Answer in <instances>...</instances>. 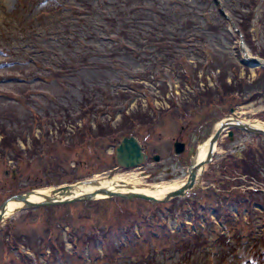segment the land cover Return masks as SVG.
Listing matches in <instances>:
<instances>
[{
    "label": "rangeland",
    "instance_id": "obj_1",
    "mask_svg": "<svg viewBox=\"0 0 264 264\" xmlns=\"http://www.w3.org/2000/svg\"><path fill=\"white\" fill-rule=\"evenodd\" d=\"M215 1L0 0V123L18 136L17 148L25 151L8 159L0 152V204L31 188L48 189L114 171L137 173L144 186L185 180L197 135L206 141L222 117L217 112L212 118L215 109L209 105L188 112L183 104H193L199 91L209 88L217 95L215 77L220 76L229 83L247 80L242 94L247 98L254 88L264 91L259 70L240 63L242 34L222 27ZM219 1L236 25L250 11L247 0ZM176 7L194 16L197 34L182 31L174 14L169 15ZM252 14L245 33L251 42H244L255 55L264 50V2ZM116 17L120 21L114 25ZM210 22L220 27L212 29ZM122 29L127 33L119 37ZM152 36L167 40L175 59L157 57L147 43ZM188 68L193 81L184 76ZM94 92L102 111L91 114L93 133L99 130V118L118 127L123 115L150 117L151 122L132 131L148 153L142 166L118 167V142L108 137L76 142L81 132L92 135L80 113L86 96ZM121 93L127 99L121 100ZM257 93L238 106L236 115L264 123V92ZM37 117L48 121L44 127L32 122ZM46 132L50 143L36 150L32 134L43 138ZM176 139L187 144L185 152L175 153ZM233 139L225 136L219 144L216 164L231 159L233 152L255 154L251 174L242 175L247 197L244 201L241 195L240 207L207 188L216 186V165L212 173L207 167L201 187L191 196L166 203L115 197L28 208L0 227V264H133L143 255L149 256L144 264H213L216 248L223 247L216 241L230 229L247 239L261 237L264 248V208L247 202L251 196L264 201V139H255V145L252 135L241 131H234ZM236 221L246 224L245 229L234 226ZM194 233H201L208 245L196 250L198 261L186 263L183 250L193 248L183 242ZM253 259L243 255L239 263L235 257L229 262L252 264Z\"/></svg>",
    "mask_w": 264,
    "mask_h": 264
},
{
    "label": "trees",
    "instance_id": "obj_2",
    "mask_svg": "<svg viewBox=\"0 0 264 264\" xmlns=\"http://www.w3.org/2000/svg\"><path fill=\"white\" fill-rule=\"evenodd\" d=\"M247 7L250 9V11H248L247 13L242 14V18L239 24L240 29L243 31L244 35H246V39L248 42H251V40H249V36L245 33H247V26L250 23V20L252 19V12L255 10V8H257L263 0H247ZM176 4V2H175ZM177 11L175 10V12H172L171 16H173L172 14H174L175 17V21L178 22L179 26L181 27L182 31H184L185 33H187L188 35H194L197 34V30H195V28H197V24L196 21L194 19V16L192 14H186L182 8L180 11L179 7H176ZM264 16V14H263ZM124 15H121L120 20L123 21L124 20ZM117 17L112 19L113 24L117 25ZM212 29H218L219 25L211 22L208 24ZM126 29V28H124ZM126 31H124L123 29L118 33L119 37H122L124 35H126ZM147 43H149V45L151 47L154 48L153 52L155 54H157V57H163V61H170L175 59V55L173 52V49L171 48V44H169L167 42V40H165L164 38H156V36H152L151 38H148ZM143 45V44H142ZM122 48V47H120ZM260 55L264 57V50L260 52ZM213 68L215 69V67L213 66ZM238 67H235V69H237ZM238 71L236 72V76H238ZM260 77H264V69H262V73L260 75ZM260 78V79H261ZM190 81L194 80V77H190L189 78ZM218 85H219V89L217 90L218 94L216 95L214 93L213 90L208 89L207 91H199V94L197 97H195V101L193 104L191 105H186L184 104L183 108L187 111L190 107H196V105L198 104V102L201 105H205L206 102H215L218 104H224L226 103L230 97L229 95L234 94L235 92H239L241 94L240 96V101H250L252 100L254 97H257L255 95H257V92H264L261 89H255L254 87L256 86H251L252 90V94L253 96L251 97H246L245 95H242L245 93L246 91V85H248L249 83L247 82V80L245 79H240L234 82L229 83L227 81V77L224 76L221 78L218 77L217 79ZM258 82V81H257ZM256 83V81L254 82ZM96 93H92L90 96L87 95L86 96V102L84 104H81V117H90L91 114L93 112H95L96 110L100 111V105L98 101V98L95 97ZM126 95L122 94L120 96L121 100H125L126 99ZM150 117H148L146 114H133V115H126L125 117H123L121 123L119 124L118 127H114L111 123H108V125H105L103 122L98 121L97 123V127L99 130H97V132L94 131L93 133V129L92 126L90 124V121L86 122V126L85 129H87L88 131H90V134H92V137H109L110 139L114 140V141H119V139L117 138L118 135L120 133H128L132 130H134V127L138 124H145L150 122ZM41 120L40 117L35 118V120H32V122H37L39 125H41L42 127L45 126V124L48 122L46 121V123L43 122H39ZM92 132V133H91ZM0 152H1V156L3 158H7L8 155H12L15 158H18L19 156H21L23 153H25V151H23L20 148H17V142H18V136L16 134L11 133L7 127L5 125H2L0 123ZM89 135L88 134H84L83 132L80 133V139H77L76 142H82L85 138H87ZM115 136V137H114ZM34 141V147L37 150L39 147H41V149H43V145L44 144H48L50 143V137L48 132H46L43 135V138H36L33 137ZM41 151V150H40ZM255 158V154L252 155V150H248L247 152H245L242 156L241 159V166L240 169L242 170V174H247L250 173L251 174V170L254 169V166L252 165V162ZM14 159V158H13ZM16 171V170H15ZM14 172V171H13ZM221 183V187L227 189L228 185L227 182H221V180H218ZM242 181V180H241ZM240 181V182H241ZM240 191V192H239ZM239 191H232V194L230 195V198L233 200H236L238 202H240V197L242 195L243 200L246 201V195H244V193L242 192V190ZM242 193V194H241ZM249 194L252 195V193H254L253 191L249 190L248 192ZM255 201L261 204H264V201L262 199L259 198H254L251 196V198H248V203H251V201ZM237 224L234 223V226H236ZM245 229V224H243V228L242 230ZM235 230L231 231L234 232ZM230 234V233H229ZM232 236V237H231ZM247 236L243 235V236H239V235H226L223 234L221 235V238L217 239L216 243H222L223 247L220 248H216V253L217 256L214 258V263L213 264H231L229 261L233 260L235 257V260L238 261L239 263V257L245 255L247 256H252L253 262L255 263L258 262V264H264V259H262V256H264L262 254V251H264V248L261 247L260 245V238H246ZM263 237V236H262ZM264 243V241L262 242ZM260 244V245H259ZM201 245H208L207 240L202 237L201 234H193L192 236H190L188 239H185L183 242V246L186 248H193L191 252H187L186 250H183L185 253V258H183V261L186 263L191 262L190 259H194L195 261H198L199 257L198 256H194V254L196 253V250L198 249L199 246ZM220 252V255H219ZM224 253V254H223ZM238 253V254H237ZM188 254V256H187ZM193 256L195 258H193ZM187 257V258H186ZM148 259L149 256L143 255V256H139V259H137V261L133 262V264H144V262L148 263ZM196 263V262H195ZM252 263V264H254Z\"/></svg>",
    "mask_w": 264,
    "mask_h": 264
},
{
    "label": "water",
    "instance_id": "obj_3",
    "mask_svg": "<svg viewBox=\"0 0 264 264\" xmlns=\"http://www.w3.org/2000/svg\"><path fill=\"white\" fill-rule=\"evenodd\" d=\"M264 65V62H262ZM232 121H224L212 135L209 141V151L207 157L198 163H192L189 167V177L187 181L179 188L171 189L165 193L162 198L149 193L136 191L128 187L125 182H118L117 186H99L98 182L101 179L81 180L75 183L65 184L50 189H31L23 193H18L10 196L0 205V225L11 215L32 207L53 206L68 204L82 200H96L108 197H125V198H142L147 200L169 201L171 198L186 195L192 188L195 187L198 176L212 158L213 150L216 142L224 128L228 126L241 128L250 132L263 131L262 129L253 126V123L233 119ZM231 138L233 132H230ZM176 152L180 153L184 149V143H176ZM155 160H159V155L154 156ZM117 160L121 166L130 167L138 166L145 161L143 147L135 136L124 137L117 147ZM109 180L113 178L112 174L107 176ZM85 188H82V187ZM87 186V187H86Z\"/></svg>",
    "mask_w": 264,
    "mask_h": 264
},
{
    "label": "bare ground",
    "instance_id": "obj_4",
    "mask_svg": "<svg viewBox=\"0 0 264 264\" xmlns=\"http://www.w3.org/2000/svg\"><path fill=\"white\" fill-rule=\"evenodd\" d=\"M257 65V64H256ZM253 69H255V66H252ZM258 126H263V124H258ZM200 151V158H204L207 151H208V144H204L199 146ZM96 179H101V182H98L99 186H117L119 185L118 182L122 181L125 182L126 185H128V187H130L133 190L136 191H141V192H145V193H149L152 195H156L158 197L163 196L165 193H167L169 190L173 189V188H177L179 186H181V184L184 183L185 180L182 181H173V182H167V183H161V184H153L150 185L148 187L144 186V185H140V179L137 175V173L134 172H121V173H115L114 177L109 180L108 177H98ZM87 187V186H86ZM82 188H85L84 186Z\"/></svg>",
    "mask_w": 264,
    "mask_h": 264
},
{
    "label": "flooded vegetation",
    "instance_id": "obj_5",
    "mask_svg": "<svg viewBox=\"0 0 264 264\" xmlns=\"http://www.w3.org/2000/svg\"><path fill=\"white\" fill-rule=\"evenodd\" d=\"M238 100H237V96H235V99L233 101H230L229 104L227 105H224V106H221L219 107L220 111L222 113H226L225 111L228 110L229 112H231V109L232 108H237L238 107ZM234 131H238L237 129H235ZM234 131H233V138H234ZM239 132V131H238ZM225 136H229V132H225L222 134V139H221V142L224 140V137ZM201 134L199 133L197 135V139L198 140H201ZM258 138H262L260 136H254L252 137V140L254 141L255 139H258ZM234 140V139H233ZM186 144V143H185ZM187 144L185 145V148H186ZM197 147H198V144L195 148H193V150H191V155H193V153L197 150ZM231 159H229L228 161H218V164H216V159H214L213 163L211 165H209V168H211L210 171H212L213 169H215V166L217 165V170L220 171V172H231L232 170H234L235 172H240V166H241V158H242V155L241 153H238V152H233L232 156L230 157ZM214 166V167H213ZM213 168V169H212ZM227 177H230V176H227ZM235 180L238 181V179H240V176H235L234 177Z\"/></svg>",
    "mask_w": 264,
    "mask_h": 264
}]
</instances>
